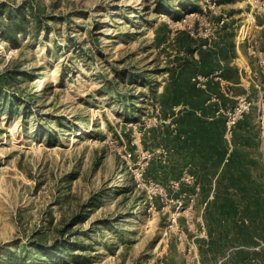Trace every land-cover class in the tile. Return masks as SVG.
I'll list each match as a JSON object with an SVG mask.
<instances>
[{
    "label": "rangeland",
    "instance_id": "1",
    "mask_svg": "<svg viewBox=\"0 0 264 264\" xmlns=\"http://www.w3.org/2000/svg\"><path fill=\"white\" fill-rule=\"evenodd\" d=\"M245 1L0 0V264H212L163 93Z\"/></svg>",
    "mask_w": 264,
    "mask_h": 264
},
{
    "label": "crops",
    "instance_id": "2",
    "mask_svg": "<svg viewBox=\"0 0 264 264\" xmlns=\"http://www.w3.org/2000/svg\"><path fill=\"white\" fill-rule=\"evenodd\" d=\"M239 3L241 4V2L237 1L232 5L237 6ZM244 3L243 10H238L236 14L238 18L245 15L249 8L253 12L254 6H250L247 1ZM261 5V9L255 11L256 16L254 14L255 24H250L252 39L243 41L238 35L237 40L233 41L234 43L228 40L227 42L219 43V45L217 44L216 49L218 53L214 56V59L210 58L206 66L207 70H198L192 74L191 78L192 84L207 94L205 112L203 109H197V115H204L208 121L223 118L226 125L224 138L227 141L228 154L219 170L211 178L213 180L211 192L206 196V199L203 197L206 205L203 214L205 215L209 202L217 203L216 212L221 209V203L225 198H230L231 201L238 205L237 210L231 214L233 218H229L228 221L224 218L211 227L213 234L210 235L208 233L209 228H207L205 223L209 242L208 249L204 254L212 256V264H264V229L257 224V221L254 222L247 216L246 212L250 206L247 205L248 200H243L244 197L247 198L246 193H240V191L233 188L228 190V192L219 191L218 193L215 190L216 184L224 179L225 174L222 175V173L225 170V164L229 161V154L234 148L232 142L233 135L229 139L226 137L227 119L224 115L218 114V111L221 108L232 109L235 107L237 99L240 96H247L251 99L254 103L253 108L257 109L262 101V88H264V0H261ZM253 43L257 48L256 55L250 51L251 44ZM198 75L208 77L206 88L198 86V81L196 80ZM213 95H217L218 102H211ZM162 108H164L163 105ZM209 109H211V113L208 112ZM191 110V105L185 101H182L178 105H172L167 109L166 112L170 117L169 122H174L172 126L175 128V133L178 132L176 128L178 125L177 120L184 113ZM245 116L240 120L245 123L243 127L238 128V132H242L245 138L253 136V140L250 143L246 141L237 142L235 145L237 147L239 145L238 149L244 150L246 153L251 152L252 156L256 158L260 164L256 165L260 168V174L257 172V169L255 170L251 166L253 179L264 183V125H259L256 121H251L248 117L245 118ZM245 168H248V166ZM261 196L263 206L260 207V213L263 216L264 193ZM229 209L228 204L225 206L224 211L228 213ZM253 210L258 211L256 209ZM241 227L244 229V233L240 232L239 229ZM203 260L204 258L199 256V264H205Z\"/></svg>",
    "mask_w": 264,
    "mask_h": 264
},
{
    "label": "trees",
    "instance_id": "3",
    "mask_svg": "<svg viewBox=\"0 0 264 264\" xmlns=\"http://www.w3.org/2000/svg\"><path fill=\"white\" fill-rule=\"evenodd\" d=\"M175 14L180 15L179 11H176ZM10 30H12V27ZM209 61L210 58H203L202 64L209 63ZM191 78L192 74L182 69L181 75L175 76L171 85L164 90L163 97H165L166 101L162 102H165L167 109L172 105H178L182 101L188 102L192 107L191 111L184 113L177 120L178 132L175 136L181 141L178 149L183 154L185 165L192 163L201 168L198 180L202 183L203 197L206 199L209 189L206 190L205 181L212 180V176L219 170L228 154L227 141L224 138L226 125L223 118L208 121L204 115H197V109H203L205 112L207 94L196 88L192 84ZM208 112L211 113V109ZM244 123L242 121L238 122L234 130L232 140L234 148L229 154V161L225 164V170L222 173V175L225 174L224 179L216 184L215 190L219 193V191L228 192V190L233 188L240 191V193L245 192L247 198L244 197L243 200H248L247 205L250 206L246 212L247 216L250 220L257 221V224L264 229V215L262 216L260 213V207L263 206L261 195L264 193V183L253 179V173L250 169L253 166V169H257L260 174V168L256 166L260 164L252 156L251 152L246 153L244 150L238 149L239 145L238 147L235 145L237 142L246 141L250 143L253 140V136L245 138L242 132H238V128L243 127ZM247 166L248 168H245ZM229 201H231L230 198L223 199L221 209L217 212L215 211L217 203H208L204 219L210 235L213 234L211 227L215 223L220 222L224 218L228 221L232 217L231 214L237 210L238 205L233 201L229 203ZM228 204L230 211L226 213L224 208ZM253 209L258 211L256 212ZM239 230L241 233L245 232L242 227Z\"/></svg>",
    "mask_w": 264,
    "mask_h": 264
},
{
    "label": "built area",
    "instance_id": "4",
    "mask_svg": "<svg viewBox=\"0 0 264 264\" xmlns=\"http://www.w3.org/2000/svg\"><path fill=\"white\" fill-rule=\"evenodd\" d=\"M251 15L254 18V13L252 12ZM225 20L222 21L224 23ZM239 36L243 39V41H249L252 39V32L250 31V24L242 25L239 31ZM253 41V40H252ZM250 51L252 54H257V48L256 45L253 43L251 44ZM196 80L198 81V86L202 88H206V82L208 80V77H205L203 75H198L196 77ZM262 101L260 103V108H264V88H262ZM219 99L217 95H213L211 98V102H218ZM253 101L249 99L247 96H240L237 99V104L232 109H226L221 108L218 111V114H222L226 117V123H227V133L226 137L229 139L233 135L234 128L238 124V122L244 118V116L249 113L253 108Z\"/></svg>",
    "mask_w": 264,
    "mask_h": 264
},
{
    "label": "bare ground",
    "instance_id": "5",
    "mask_svg": "<svg viewBox=\"0 0 264 264\" xmlns=\"http://www.w3.org/2000/svg\"><path fill=\"white\" fill-rule=\"evenodd\" d=\"M78 134H82V131H81V132H79Z\"/></svg>",
    "mask_w": 264,
    "mask_h": 264
}]
</instances>
